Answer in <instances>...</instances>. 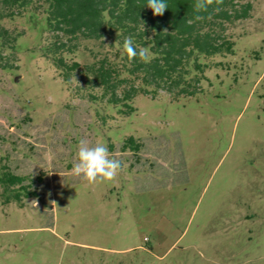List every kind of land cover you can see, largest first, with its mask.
I'll list each match as a JSON object with an SVG mask.
<instances>
[{"label": "rangeland", "instance_id": "374dc122", "mask_svg": "<svg viewBox=\"0 0 264 264\" xmlns=\"http://www.w3.org/2000/svg\"><path fill=\"white\" fill-rule=\"evenodd\" d=\"M242 3L199 92L138 95L132 114L89 82L86 66L122 64L109 39L65 53L81 66L66 82L43 9L2 22L22 36L0 66V176L38 197L6 204L0 184V264H264V0ZM82 139L122 162L114 181L72 173Z\"/></svg>", "mask_w": 264, "mask_h": 264}, {"label": "trees", "instance_id": "16d2710c", "mask_svg": "<svg viewBox=\"0 0 264 264\" xmlns=\"http://www.w3.org/2000/svg\"><path fill=\"white\" fill-rule=\"evenodd\" d=\"M166 2L164 14L156 16L147 7V0H0V66L6 68L4 53L15 51L22 36L2 22L41 8L55 39L49 53L66 82L75 72L79 74L81 66L77 62L70 64L65 53L76 52L80 40L109 39L122 64H113L106 57L86 66V71L93 77L89 82L104 90L110 104L127 107L126 113L132 114L134 108L128 103L138 95L155 98L165 91L174 99L190 98L199 92L206 69L199 57L232 54L235 42L228 34L229 28L250 18L253 6L242 0H222L209 6L207 12L197 13L194 0ZM197 15L203 18L196 20ZM129 36L137 50L149 49V62L139 57L128 59L123 42ZM127 142V148L130 145L138 148L134 138ZM42 181L39 177V182ZM25 182L26 177L10 171L0 176L3 193L8 194L6 204L11 201L22 204L23 198L38 197V192Z\"/></svg>", "mask_w": 264, "mask_h": 264}, {"label": "clouds", "instance_id": "9594fccd", "mask_svg": "<svg viewBox=\"0 0 264 264\" xmlns=\"http://www.w3.org/2000/svg\"><path fill=\"white\" fill-rule=\"evenodd\" d=\"M221 2L222 0H194L193 7L197 13L207 12L209 6ZM147 7L152 10L153 15L161 16L168 8V4L166 0H147ZM202 18L200 15L195 17L196 20ZM123 49L129 60H134L137 57L145 63L150 60L149 49L141 47L137 50L133 38L130 36L124 39ZM121 167L122 162L110 155L106 145L91 144L89 141L82 139L78 145L76 160L72 165V173L82 181L92 185L114 181Z\"/></svg>", "mask_w": 264, "mask_h": 264}]
</instances>
